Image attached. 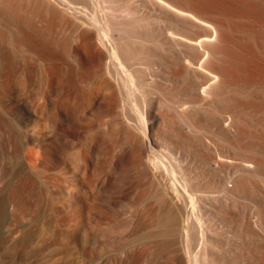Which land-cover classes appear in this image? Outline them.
<instances>
[{"label": "bare ground", "instance_id": "bare-ground-1", "mask_svg": "<svg viewBox=\"0 0 264 264\" xmlns=\"http://www.w3.org/2000/svg\"><path fill=\"white\" fill-rule=\"evenodd\" d=\"M0 264H264V0H0Z\"/></svg>", "mask_w": 264, "mask_h": 264}]
</instances>
